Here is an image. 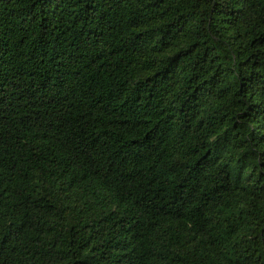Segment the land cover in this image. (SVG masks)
Segmentation results:
<instances>
[{
    "label": "trees",
    "instance_id": "obj_1",
    "mask_svg": "<svg viewBox=\"0 0 264 264\" xmlns=\"http://www.w3.org/2000/svg\"><path fill=\"white\" fill-rule=\"evenodd\" d=\"M0 264H264V0H0Z\"/></svg>",
    "mask_w": 264,
    "mask_h": 264
}]
</instances>
